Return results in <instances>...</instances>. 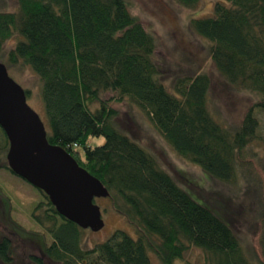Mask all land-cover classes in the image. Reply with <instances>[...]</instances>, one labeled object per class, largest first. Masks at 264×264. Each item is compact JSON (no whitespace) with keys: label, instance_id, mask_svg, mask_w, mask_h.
I'll use <instances>...</instances> for the list:
<instances>
[{"label":"trees","instance_id":"16d2710c","mask_svg":"<svg viewBox=\"0 0 264 264\" xmlns=\"http://www.w3.org/2000/svg\"><path fill=\"white\" fill-rule=\"evenodd\" d=\"M176 1L195 8L201 0ZM131 8L130 0H17L14 11H0V63L8 71L27 66L36 73L48 141L101 181L108 195L100 199L110 201L137 235L117 230L85 248V230L36 187L41 197L31 217L47 240L45 250L18 263L17 239L36 242L0 228V264H152L151 254L175 264L192 249L202 252L204 264H254L232 227L160 166L112 105H135L181 157L234 183L251 166L257 112L264 111V0H223L214 16L190 23L210 42V57L227 83L255 95L235 127L211 113L206 72L177 76L172 89L163 82L156 39ZM91 137L104 143L91 146ZM9 146L0 126V172H12Z\"/></svg>","mask_w":264,"mask_h":264},{"label":"rangeland","instance_id":"374dc122","mask_svg":"<svg viewBox=\"0 0 264 264\" xmlns=\"http://www.w3.org/2000/svg\"><path fill=\"white\" fill-rule=\"evenodd\" d=\"M220 1L223 0H201L195 8H187L176 0H130L132 13L156 39L155 61L162 71L163 82L172 89L177 76L206 72L211 79L208 100L211 113L226 126L235 127L254 102L255 95L227 83L210 57V42L197 35L190 26L193 19L214 16V6ZM16 8L17 0H0V11ZM9 74L23 89L29 90L27 103L48 128L36 73L30 67L19 66L11 69ZM112 106L119 111V121L127 132L156 157L160 166L197 202L232 227L247 257L254 264H264V111L257 112L259 140L251 147L255 153L251 159L252 167L243 169L234 183H225L181 157L138 107L128 101ZM103 143V137H91L89 141L91 146ZM40 197V191L29 182L8 170H1L0 228L5 233L36 242L29 245L17 239L13 253L18 263L20 259L24 262L29 253L40 254L47 244L31 217L33 205ZM95 204L101 209L104 225L97 231L84 229L85 248L105 242L117 230L136 238L135 228L113 210L110 201L99 198ZM151 259L152 264H161L153 254ZM175 264H204V257L200 250L192 249Z\"/></svg>","mask_w":264,"mask_h":264},{"label":"water","instance_id":"95a60500","mask_svg":"<svg viewBox=\"0 0 264 264\" xmlns=\"http://www.w3.org/2000/svg\"><path fill=\"white\" fill-rule=\"evenodd\" d=\"M0 126L9 139L11 171L41 189L57 211L81 228L103 227L95 198L107 197L100 180L82 168L64 148L51 144L45 123L28 105L27 95L0 63Z\"/></svg>","mask_w":264,"mask_h":264}]
</instances>
